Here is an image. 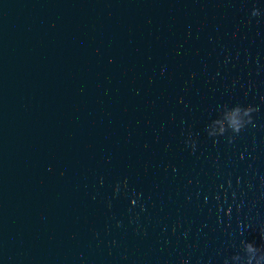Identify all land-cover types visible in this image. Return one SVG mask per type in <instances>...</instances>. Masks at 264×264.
Masks as SVG:
<instances>
[{
	"label": "water",
	"instance_id": "water-1",
	"mask_svg": "<svg viewBox=\"0 0 264 264\" xmlns=\"http://www.w3.org/2000/svg\"><path fill=\"white\" fill-rule=\"evenodd\" d=\"M0 264H264V0H0Z\"/></svg>",
	"mask_w": 264,
	"mask_h": 264
}]
</instances>
